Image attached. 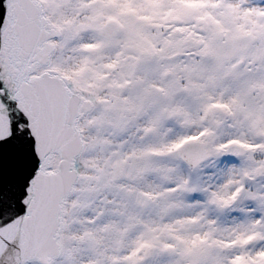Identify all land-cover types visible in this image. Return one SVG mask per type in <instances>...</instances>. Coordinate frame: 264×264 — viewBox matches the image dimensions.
<instances>
[{
	"label": "snow or ice",
	"instance_id": "6c2138e0",
	"mask_svg": "<svg viewBox=\"0 0 264 264\" xmlns=\"http://www.w3.org/2000/svg\"><path fill=\"white\" fill-rule=\"evenodd\" d=\"M0 264H264V0H0Z\"/></svg>",
	"mask_w": 264,
	"mask_h": 264
}]
</instances>
